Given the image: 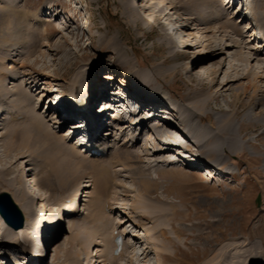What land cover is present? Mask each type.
<instances>
[{
    "label": "rangeland",
    "instance_id": "374dc122",
    "mask_svg": "<svg viewBox=\"0 0 264 264\" xmlns=\"http://www.w3.org/2000/svg\"><path fill=\"white\" fill-rule=\"evenodd\" d=\"M139 1L141 3L137 8H135L136 3L132 6L134 12H129L126 9L127 5H124L122 0H0V48H3L2 53L4 52L12 59V61H5V65H2V60H0V71L17 74L11 75L12 77L7 81V91L3 95V97L6 96L4 99L8 101L5 105L9 109L11 104L17 105V109L21 110L20 112L17 110L20 113L18 121L25 118L27 110L33 112L34 109L31 108L33 105H27V102L17 94L19 88H25L36 98L33 103L34 106L36 105L35 110L46 116L47 121L49 120L47 123L56 126L54 122L62 120L59 117L58 110L62 108L59 102L66 97L64 94L71 80L78 77L81 71L89 75V72H94L92 66L95 65L94 82H98L103 87L108 84L112 87L115 85L114 91L122 93L123 91L127 92L128 87L132 85L136 78L134 75L136 70H142V68L154 70L161 65L165 69L171 67L172 69L166 74L163 73L161 84L153 80V84L148 89L153 88L160 98L168 101V104L181 103L184 110L188 108L196 109L195 106L201 107L204 113L202 121L206 126H209L210 121H213L215 127H219V124L222 125L223 122L227 124V121H235L240 126L241 135L239 138L241 144L239 145H236L235 137L233 138L228 131L221 132V138L219 139L218 135H216L218 137L211 135L210 131L207 130L203 134L206 139L205 146L192 138L187 141L186 150L189 156L202 157L209 164H214L220 171L223 170L224 173H221V177L218 178L208 177L204 167L195 168L192 166L189 168L186 164L178 163V168L167 167L164 173L160 174L158 172L159 176H157L155 168H149L152 160L148 162L145 156L142 160L136 156L137 160H135V157L133 162L127 164H139L148 167L149 173L147 175L152 180L149 186L143 184L138 177L132 180L133 178L129 177L130 172L121 171L118 178H114L107 189H105V185L104 188L98 189L95 182V178L98 179V174L94 173L90 176L89 173L90 178L96 175L93 177L94 185L89 190L90 194L93 196L98 190L97 196L110 195L108 198L109 203H111L109 213L115 211L117 207L120 209L113 214V217L116 218L114 224H118L116 231L136 248L138 257L133 264H206L207 262V264H251L254 254L259 251H262L260 252V259L262 260L264 258V125L252 122L245 115L252 107L251 104L256 101L251 90L246 95L241 94L239 98L235 99L233 87L234 82L238 81H232L233 83L230 82L227 86L223 85L228 78H240V80H245V83H247L246 76L250 74L252 78V72H258L260 76L256 79V83L260 87H264V61L260 60V58H264V50H260L259 55H254V49H258L257 47L260 44V36H263L261 39H264V16L259 18L263 15L264 8H261L262 10L257 9L260 6L258 0H252V5L256 8L255 18L249 15L244 26L250 28L253 26L252 28L255 29L250 31L248 28L249 31L245 33L247 36L244 39L241 38L240 40V36L235 34L232 27L226 31L219 28L228 20H239L236 15L230 17V19L227 16L222 21L215 22L216 24L211 29V33H208V37L216 48L209 47L205 34L197 33V30L193 28L192 31L197 35L194 39L187 38L186 42L190 43L191 46L185 49L182 43V47L173 45V36H177L178 40H181V33H183V30H187L184 24L188 23L186 19L189 12L188 0H170L171 2L175 1V5L181 9V12L174 15L176 9L174 12H170V9L165 8L164 13L161 14L157 10L159 24L151 23V25L144 23L139 12L142 7L144 8L146 0ZM249 1L247 0L248 3ZM260 2L263 4L264 0H260ZM17 5L22 11L24 8L29 17L32 18V23L35 22L37 15L40 19L48 20L47 26L51 33V36H49L51 41L48 42L49 40L47 41L46 38L40 40L41 42L38 43L39 46L37 45L32 56L28 55L29 36L33 31L38 32L39 29L34 30L28 27L26 32L24 28L27 40L23 39L22 30L17 33L15 27L12 26V19L8 16L9 9H14ZM199 7L201 11L202 9L206 12L212 10V7L204 5ZM239 9H241L240 4H234L228 12H231V16H233ZM6 10L8 11L6 12ZM167 12H170V14H167ZM53 13H56L59 19L53 20L47 16ZM194 13L190 16L197 17L196 12ZM183 14L186 15L183 16ZM176 17L178 24L175 23ZM181 17H183L182 20ZM128 18L131 20L129 21ZM258 18L260 20L263 18V22ZM134 19L137 21H134ZM194 23L195 25L192 26L198 27L196 25L198 23L195 21ZM66 27L71 29L66 31L64 30ZM87 27L88 29H85ZM172 33L173 36H171ZM102 34L107 37L118 34L123 50L130 55L135 63V69L123 66L118 61V54L110 45V38H108V42L100 43ZM57 35L59 36L57 37ZM77 35L81 40L76 39ZM254 37H257V39L254 40ZM225 45L229 46L223 48ZM242 55L245 59L247 57L251 58L250 61L248 63L243 61ZM258 56L260 57L258 58ZM23 62L29 63L22 65ZM212 67L218 69L216 74L207 72ZM55 71L59 73L57 79L54 76ZM106 76H115L118 82L112 81L110 78H104ZM33 77L39 79L38 85L29 84L31 80V82L34 79L37 80ZM163 84L166 87L165 89L162 86ZM231 84L233 85L230 90H224L231 87ZM222 86L223 88H221ZM148 89L143 90L146 95L150 93ZM54 90L56 92H51ZM0 96L2 95L0 94ZM250 97L252 99L248 100ZM1 102L0 99V105ZM51 106L52 108H50ZM262 110H264L263 103L257 107L256 111L262 112ZM150 111L151 108L148 107L147 111L141 113V115L146 116V113ZM123 112V109L118 108L115 114L110 111L107 116L112 120L114 115L119 116ZM177 113L179 115L181 113L178 108L176 113L174 112L171 116H173L175 122L183 124L181 127L184 128L188 124L183 123L181 118V121L178 120V117H175ZM123 115L126 119L130 114L124 112ZM222 115L225 116V119L222 123L221 121L218 123L217 117ZM7 119H12L10 113H6L3 120L0 121V158L4 160L0 163V192L8 191L11 193L15 188L21 186L17 183V179H20L21 174L16 169L21 166L23 163L22 158L28 153H25V149V151L20 149L16 152H6L4 147L6 138H1V135L8 129ZM73 122L75 121H70V123ZM128 122L122 123V126L123 128L127 126L126 131L129 132ZM69 124H66L62 130L58 129V131L62 135L69 133L71 130ZM171 129L179 137H184V134H180L178 129ZM102 132L105 131L102 130ZM103 134V138L108 137L106 133ZM118 138L122 139L121 142L124 141L120 134H118ZM112 140L113 138H111V144ZM218 144L219 146L224 145L226 148L222 157H219L217 149L219 146L216 147ZM82 151L85 152V149L82 148ZM111 155L110 153L102 158L110 161ZM167 158L169 161L168 156ZM12 160L17 162L12 164ZM35 167H37L36 163L28 169L32 170ZM110 167H112V171L113 169L117 171L120 169L118 166L115 168ZM128 168L131 167L128 166ZM36 169L39 178H41V183L44 181L42 176L45 174L42 169L38 167ZM24 176L28 178L26 173H24ZM8 178H13L12 182H8ZM75 183L74 179L71 184L74 185ZM43 193H47V197L44 196L46 197L44 203L48 210L57 211L62 208L64 205L62 203L64 199L63 191L53 194V196L45 189ZM70 197H73V194ZM34 198H36L37 212L40 216L42 214V218H40L42 219V225H38L40 226L39 232L38 229L31 228L32 226L25 229L26 241L37 239L40 234L45 233L51 225V220L58 216H52V218L50 216L51 212L48 215L43 214L40 210L42 199L39 200L37 195ZM91 198L90 196L85 197L77 210L78 215L74 219L75 226H72L69 222L66 223L67 228L62 227L61 234L57 241L55 240L57 244L52 241L49 250L50 264H71L75 257H80L81 264H92L94 262L95 259H92V255L87 253L86 247L87 244L90 245L91 243H93L92 246L90 245L91 247L95 245L94 236H97L95 234L97 228L92 229L93 224L89 221H86V224L83 223L90 212L85 208L93 200ZM151 204H155L157 209L146 211L145 206ZM135 206L139 208L136 209ZM125 209H127V214L124 213L126 212ZM128 212H130V215ZM151 212L155 213L151 214ZM25 215L27 217L26 213ZM88 227L90 230H88ZM2 230L3 228L0 226V234L4 232ZM82 230L83 232L84 230L87 231L85 232L87 237L91 235V240L88 239L84 242L81 240L82 238H77L75 244H70L69 237L71 236L73 240L72 235L82 232ZM161 230L165 231L163 237ZM6 239L4 238L5 241ZM97 240H101V238ZM112 245L111 243L109 247L106 245L97 246L101 250L102 258L107 259L109 264H131L129 262L130 249L128 248L125 251L123 257L117 255L115 256L117 258L113 259ZM0 246L2 247L0 251L7 254L12 253V258L19 259L20 264L25 262L23 260L24 255L20 250L11 248V246L7 247L5 243ZM57 247H59L58 255L55 257ZM222 248L224 254L226 253L224 260L216 263V260H210L220 254ZM1 257L0 263L2 264ZM55 258L56 261H54ZM10 264H17V260Z\"/></svg>",
    "mask_w": 264,
    "mask_h": 264
},
{
    "label": "bare ground",
    "instance_id": "6f19581e",
    "mask_svg": "<svg viewBox=\"0 0 264 264\" xmlns=\"http://www.w3.org/2000/svg\"><path fill=\"white\" fill-rule=\"evenodd\" d=\"M237 1L239 0H188L187 2H188L189 12L187 13V15L183 14V16L184 15L187 16L186 19L188 20V23L184 24L187 30H183V33H181L180 35L181 40H178V37L173 36V33H172L171 36H173V39H174L173 45L175 44V46L180 47L179 42L181 41L183 44V47L187 49L188 46H191L190 43L186 42L187 38L189 37V38L194 39L197 33L201 32V34H205L207 44L209 45V47L216 48L212 40L208 37V33H211L212 31L211 29L214 28V24H216L215 22L222 21L227 16H229V19H230V17H234L235 15L238 16V19H239L238 21L228 20L229 22L227 21V23L226 22L223 23L221 26H219V28L226 31L232 27L233 28L232 30L235 31V34L240 36V40L241 38L244 39V37L247 36L245 33L248 32L249 29L250 31L255 29V28H252L253 26L250 28L249 26H244V24L246 22L245 21L246 18L249 15L254 16L255 18L254 12L256 11V8L252 5V1H250L247 5L241 2L240 4L241 9H239L236 12V14H233V16H231L232 13L231 12L229 13L228 11L234 4H237L236 3ZM122 2L124 3V5L125 4L127 5L126 9H128L129 12H134V10L132 9V6L135 5V3H136L135 8H137V6H139V3H141V1L139 0H122ZM258 4H260V6L259 8L257 7V9L264 8V3L262 4L260 0H258ZM201 5H204L206 7L207 6L212 7V10L206 12V11H203L202 9L201 11L199 10L200 8L199 6ZM165 8L170 9V12H174V10L176 9L177 11L174 12V15L181 12V9L177 5H175V1L171 2L170 0H146V3L144 4V8L142 7L143 10L140 7L141 11L139 10V12H140L141 18L143 19L144 23L148 25H151V23L159 24L158 22L159 19L156 14V11L158 10V13L161 12L162 14V12L164 13ZM7 11L8 10H6V12ZM170 12H167V14L168 13L170 14ZM194 12H196L197 17H192V15L190 16V14L194 15L195 14ZM246 12L248 13L245 14ZM8 16L9 18L12 19V22H13L12 26L15 27V29L17 30V33L19 32V30L23 31L22 35H23L24 40H27L25 34L28 31L27 30L28 27L33 28L34 30L39 29L38 32L33 31L31 36H29L30 40H28V46H29L28 55L32 56V53L37 48L38 43H40L43 39L45 40L46 38L47 41L49 40L48 42L51 41L49 38V36H51V33L49 32V27L47 26V21H48L47 19H40L39 15H37L38 17H36L35 22L32 23L33 22L32 18L29 17V15L26 13L24 8L22 11V9H20L18 5L14 9L13 8L9 9ZM263 16H264V11H263V15L259 16V18ZM62 19H65V18H62ZM182 19L183 17H181V20ZM241 19H242V22H241ZM130 20L131 19H129V21ZM65 21L68 23L67 20ZM134 21H137V20L134 19ZM177 21L178 20L176 17V22H175L176 24H178ZM194 21L198 23L196 24L198 25V27L192 26L193 24L195 25ZM260 21L263 22V18ZM261 26H262V23H261ZM70 27H66L64 28V30L68 31L69 29H71ZM24 28L26 29V32ZM193 28L194 30H197V33L192 31ZM263 31H264V28H263ZM118 34L110 36V37H107L105 34H102L100 36V41H101L100 43L101 44L106 43L109 40L108 38H110L111 39L110 45L113 46L115 52L118 54V61L122 63L123 66H127L132 69L135 67L134 66L135 63L133 59L130 57V55L123 50L122 42L120 38H118ZM58 36L59 35H57V37ZM262 37L263 36H260V38ZM76 39L81 40L79 35H77ZM256 39L257 37H254V40ZM262 44L264 45V40ZM226 46H229V45H225V47L223 48H226ZM257 48L258 49L256 48L254 49L255 50L254 55H257V54L259 55L260 50H262V48H260L259 45ZM2 49L3 48H0V60H2V65L3 64L5 65V61H12V59L8 57L4 52L2 53L3 51ZM259 57L260 56H258V58ZM242 58H243V55H242ZM250 59L248 57L246 59L243 58V61L245 62L247 61L248 63ZM260 60L264 61V58H260ZM27 63L23 62L22 65H27ZM92 67H94V72H89V75L88 74L86 75L84 71H81L78 77L71 80V83L68 85L65 91V94H64V96L66 97L61 102H59L60 105H62V109L60 110L62 111V115H60V117H62V120L61 121L57 120L56 122H54L56 126H54L53 124L47 123L49 122V120L47 121L46 116H44L42 112H38L37 110H35L34 107H36V105L34 106L33 103L34 101H36V98H34L28 90L22 87L19 88L17 91L18 96L24 99L25 102H27V105L29 106L33 105L31 106V108H33L34 110L33 112L32 110L31 111L27 110L26 111L27 113L24 111V113H26L25 118L22 119L21 121H18L19 116H20V113H18V111L20 112L21 110L17 109L18 107H16L17 106L16 104L15 105L11 104L10 109L7 108V105L5 104L8 101L4 99L6 96L3 97V95L7 91L8 79L12 77L11 75L14 76L17 74H10L8 72L0 71V94L2 95L0 96V99L2 101L0 105V121L3 120L6 113L7 114L10 113L12 115V119H7L6 121L8 129L3 133V135H1V138L2 137L6 138V141H5L6 143L4 147L6 149V152L7 151L16 152V150L21 149L22 151V149L23 150L25 149L26 150L25 153H28L24 155V157L22 158L23 163L21 164V166L17 167L16 169L21 174V177H19L20 179H17L18 180L17 183H19L21 186H19V188L17 189L15 188L14 191L11 192L12 197L16 200L21 211L24 212V214L25 213L27 214L26 223L23 229H18L17 231H15L11 227L6 228V225L3 222L2 217L0 215V221H1L0 226L3 228L2 231H4V232H1L0 234V245L5 243V245L9 247L14 242V238L16 239V237L18 236H20L24 240L25 229H27L28 227L32 226L31 228H36L38 229V232L40 231V226L38 225L39 224L42 225V219H40L42 218V214L40 216V214L37 212V207L35 203L36 198H34V196L37 195V198L39 200L42 199L41 204H40V210L43 212V214L48 215L51 212L50 213L51 217L58 215L55 219L52 217L53 219L51 220V225L48 227L46 231L47 232L46 240L48 241L47 243H49L52 240L57 241V238L61 234L62 227H64V229L67 228L65 216H64L65 211L72 209V211H75V215H76L77 214L76 212H78L77 210L79 209V207L85 200L84 198L90 196L93 198V200L85 208L86 210L87 209L90 210V212L89 214H87L88 216L85 217L83 223L86 224L85 222L89 221V223L93 224L92 229L97 228V231H95V234L97 236H94L95 245L91 247L92 246L91 244L93 243L90 244L91 246L87 244L86 251L87 253L92 255L91 257L92 259H95L92 264H109L107 259L102 258L100 254L101 250L97 246L106 245L109 247L112 243L113 245L111 246L112 248L111 252L114 251L116 247L114 232L116 229H118L117 228L118 224L117 225L114 224V220L116 218L113 217V214H115L116 211L120 209L117 207L115 211H111V213L107 212L106 208L108 207V205H111V203H109L108 201V198L110 197V195L107 194L108 191L106 193L107 195L103 194V195L97 196L98 190L93 196L90 194L89 190L94 185V178H93L94 176L98 174L97 175L98 179L95 178L96 187L98 189L104 188V185H105V189H107L110 183L113 182V179L118 178V176L121 174V171L130 172L129 177L133 178L132 180H134L135 177H138L143 184H145L146 186H149L152 180L149 179L147 175L149 173L148 167L144 165H139V164L138 165L127 164L128 162H133V159H135L136 156L139 157L140 160H142L145 156L148 162L152 160L151 163L149 164V168L154 167L155 173L157 176H159L158 172L160 174L164 173L167 167H170L173 169L178 168L177 164L179 162H182V165L186 164V166H188L189 168H191L194 165L195 168L204 167L206 168L205 171L210 170L206 176L211 177L214 171L218 170L216 169L217 167L214 164H209L207 160H204L202 157L189 156L187 154L188 151L186 150L187 141H189L187 137L189 136L193 140L199 141L202 146L203 145L205 146L206 139L204 138L203 134L207 132V130L210 131L211 135H215V136L218 135L219 137L218 136L216 137H218L219 139L221 138L220 136L221 132L228 131L232 135L233 138L235 137L234 139H235L236 145L241 144V141L239 138V136L241 135L240 134L241 130L239 128L240 126L235 121L234 122L227 121V124H224L223 122L222 125L219 124V127H215L213 121H210L209 126H206L204 124V121H202L204 113L202 112L203 109L201 107L195 106L196 109L188 108L187 110H184L181 103H176V105L168 104V101L167 100L165 101L164 99L160 98V96L156 94L153 88L150 89L151 90L150 91L148 88L151 86V84H153L152 83L153 80L156 83L161 84L162 83L161 78H163L166 72L172 69L171 67L165 69L163 68V65H161L158 69H154V70L150 68H146V69L142 68V70L141 69L136 70V72H134V75L136 78L132 82V85L128 87L127 92L125 91H123L122 93L115 92L114 91L115 85L113 87L112 85H109V84L104 86L107 89L110 88V91L112 92L113 95H116V96L118 95L117 97H120L119 98L120 100L117 103L118 104L117 107H115L114 109V106L112 108V105H109L107 110L112 111V114H115L117 109L121 108L124 110L125 114L129 113L130 115L128 118L125 119L123 117L124 116L123 115L124 112H123L119 114V116L114 115L112 120H110L111 118H109L110 121L106 123L107 127H105V130H104L105 132L103 133H106L108 135V140H106V142L102 144V146H104L105 149L107 148L106 153L112 154L110 157V161L104 160V158H102L103 155L101 156V155L92 154L91 149L86 148L85 152H83L81 149V146L78 145V143L75 144L77 135H80L78 133L79 130L73 131L74 134L71 137L70 133H66L62 135V133L59 132L58 129L62 130L66 126V124L70 123L71 120H75L76 118H78V113L74 111L75 105L81 104L83 102L84 97L88 96V94L92 91L93 86L100 85L98 82H94L95 76L93 74L96 72V67L95 65H93ZM216 67L209 68L207 72L210 74H214V73L216 74L218 70L216 69ZM252 73H253L251 75L252 78L250 77L249 73H248L249 75L246 76V80L248 79L247 83H245V80H240V78H232V79L228 78L226 82H224L223 86L225 85L227 86L232 81H238V82H234L235 85L233 87L235 99L239 98L241 94L246 95L248 91L251 90L253 97L256 99V101L253 102V104H251L252 107L248 110V112L245 115L247 116V119L251 120L252 122L264 125V110H262V112L256 111L257 107L260 104L262 103L264 104V87L262 86L260 87L256 83V79L260 76V74L258 72H252ZM58 74H59L58 71L54 72V76L56 77V79H57ZM48 76H51V75H48ZM33 78H37V77H33ZM104 78H110V80L118 82V79H116L115 76L113 77L106 76ZM38 80H39L38 78L37 80L34 79L33 82H31L32 81L31 80L29 84L32 85V83H34L35 85H38L39 84ZM232 85L233 84H231V87H228V89L226 88L224 90H230L232 88ZM162 86L164 89L166 88L164 84ZM223 86L221 88H223ZM145 89H148L150 93L147 92L148 94L146 95L143 92V90L146 91ZM117 90L118 88L116 89V91ZM51 92H56V91L54 90ZM134 92L136 96L134 95ZM145 95L147 98L145 97ZM128 96L129 98L130 97L139 98L141 102H143L144 105L141 107L140 111L136 109L132 110L129 108L128 103H126V98ZM259 97L261 98L259 99ZM250 99L252 98L250 97L248 100ZM163 103H164L163 107L168 111V113H174L176 112L178 108V110L181 112L180 113L181 120L185 122L186 124H188L187 125L188 126V136L179 137L178 134L172 131L171 129L174 127L172 122L164 121L165 122L164 123L162 121L163 118L159 119L160 117L159 114L153 113V109L150 106L152 104H163ZM148 107L151 108V111L148 112L151 114L148 115V117L146 116L143 117L141 113L146 112ZM50 108H52V106ZM155 116L156 118H154V121L156 122H152V120H150L149 118L155 117ZM217 118H218L217 120L218 123H220V121L222 123L223 119H225V116L222 115ZM127 121H129L128 122L129 123L128 127L130 129L129 132L126 131L127 126H125L124 128L122 126V123H125V122L127 123ZM157 121H159L160 123ZM79 122L80 121L76 120V122L70 123L69 125H71V129L72 128L77 129L78 127H81L82 125H79L80 124ZM155 123H159V125H156ZM162 123L164 124V126L162 125ZM104 125L105 124H102L103 127ZM98 126L99 124L95 125L96 128ZM180 129L181 128L179 127V132H180ZM144 131H146L145 134H143ZM118 134H120V136L124 138L123 142H121L122 141L121 138H118ZM180 134L182 133L180 132ZM176 135L179 137L178 139ZM111 138H113L112 144L110 143ZM85 146H88V145H84V147ZM217 146H219V144L216 145V147ZM92 147L93 145L89 146V148H92ZM217 149H218L219 157L220 156L222 157V154L224 150L226 149L225 146L220 145L219 148ZM149 150L154 151V152L152 153ZM169 154H172V155H169ZM174 155H177L178 162L175 163L172 160L168 161L167 156L170 157ZM151 156H153L152 158H155V159H152ZM137 157L135 160H137ZM2 161L4 160L0 158V163ZM11 162L12 164H14L17 161L12 160ZM35 163L37 164V167L39 169H42L43 173L45 174L44 176H42L44 177V179H42L44 181L41 182L42 184L40 183L41 178H39V174L36 172L37 167L32 168V170L28 169L32 164H35ZM113 164H116V165H113ZM110 166H113L114 168L118 166L120 167V169H118V171L113 169L112 171L111 170L112 167ZM128 166L131 168H128ZM29 171H32V173L28 174ZM24 173H26V177L28 178H25ZM89 173H90V176L94 173L96 174V175H93L92 177L93 180L92 178H90ZM74 179L76 183L73 185L71 184V182H73ZM12 180L13 178H8V182H12ZM28 182L31 186L28 184ZM44 189L47 190L49 193H51V196H53V194H57L58 192L63 191L64 196L63 195L62 196L64 199L62 200V203L64 205L62 206V208H60L57 211L48 210L46 204L44 203L47 197V193H43ZM72 194H73V197H70ZM139 207H136V209ZM155 207H156L155 204L145 206V208H147L146 211H151V210L154 211L155 209H157ZM126 210L127 209H125V211ZM155 212H151V214ZM124 213L127 214V211ZM128 213L130 215V212ZM75 215H72V217L73 218L76 217ZM134 216H132V218H135ZM72 217L71 219H69L68 222L71 223V225L73 226L75 222L74 220H72ZM85 230L84 232L82 230V232L81 231L77 232L78 234L77 233L73 234L72 238L74 241L71 239V236H70L68 239L69 243L75 244L77 242L76 240L77 238L79 239L82 238L81 240L84 242L88 241V239L91 238V235L90 237H87L85 235V232L87 231ZM88 230H90L89 227H88ZM13 234H15V237ZM44 234L45 233L40 234L37 239H31L29 241V245L24 240L27 246V250H24L22 246L11 247V248L20 250L21 253L26 255V257L24 256L25 262L23 264H33L35 262L38 264H43L40 262H42L43 260L42 257L44 256L43 255L44 252L42 250V246L40 245L39 240ZM161 235L162 237L165 236L164 230H161ZM4 238H7L6 241L4 240ZM99 238H101V240H97ZM56 241L55 243L57 244ZM0 248L2 247L0 246ZM128 248L130 249L129 252H131V257H130L129 262L133 264L137 261L135 259H137L138 253L136 252V248L133 247L132 244H130L128 241H126V239L123 244V249L121 251L122 253L120 256L123 257L125 251ZM58 249L59 247L56 248L55 257H57L58 255L57 254ZM260 252L262 251L256 252V254H254L251 264H264V258L262 260L260 259ZM133 254L134 256H132ZM225 254H224V249H223L220 254L216 255L215 257H212L210 260H216L215 263L222 262V260H224L225 258ZM0 255H2V252H0ZM4 256H6L5 257L6 259H11L10 254H6ZM1 258H2V261H4L5 258L4 257H1ZM44 258L49 259V255L48 257L46 255ZM112 258L113 259L117 258L114 256V252H112ZM54 261H56V258ZM20 263H21L20 260L17 259V264H20ZM71 264H81L80 257H75V259L72 260Z\"/></svg>",
    "mask_w": 264,
    "mask_h": 264
},
{
    "label": "water",
    "instance_id": "95a60500",
    "mask_svg": "<svg viewBox=\"0 0 264 264\" xmlns=\"http://www.w3.org/2000/svg\"><path fill=\"white\" fill-rule=\"evenodd\" d=\"M0 215L7 225H12L16 229H23L26 216L8 191L0 192Z\"/></svg>",
    "mask_w": 264,
    "mask_h": 264
}]
</instances>
